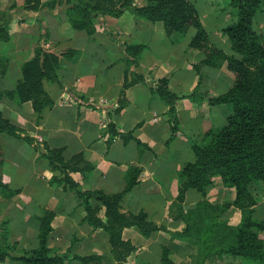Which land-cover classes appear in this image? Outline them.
<instances>
[{
  "label": "crops",
  "instance_id": "1",
  "mask_svg": "<svg viewBox=\"0 0 264 264\" xmlns=\"http://www.w3.org/2000/svg\"><path fill=\"white\" fill-rule=\"evenodd\" d=\"M39 1L41 7L31 10L27 0H0V26L6 36L0 38V90L17 89L22 66L37 48L59 56L61 67L59 81L44 84L54 104L40 115L32 102L7 96L0 100L3 118L19 135L0 133V243L13 247L0 264H23L16 259L39 247L41 219L48 215L52 221L47 247L53 257H66L63 264H82L74 257L98 259L88 264H119L105 231L84 220L76 192L51 166L47 149L60 151L65 163L81 158V169L68 171L81 191L124 193L121 213H145L160 229L147 238L134 227L125 228L123 239L136 251L124 264H163L165 250L173 264H248L243 257L207 255L190 239L173 236L186 227L180 207L186 212L204 199L190 189L184 202L179 201L182 168L195 160L193 142L202 143L209 133L226 127L232 116L229 105L209 103L234 82L227 64H205L206 51L190 46L197 33L194 27L183 36H169L162 23L126 11L121 17L99 15L95 33L88 35L67 21L65 0H58L55 9L46 6L54 0ZM187 1L196 8L210 46L233 55L223 34L233 22L231 14L213 0L202 9L195 0ZM146 4L147 0H135L134 5ZM127 45L144 46L136 66L128 64ZM163 80L180 97L174 102L176 133L170 106L157 93ZM196 93L202 96L189 97ZM110 123L118 134L115 138ZM133 169L138 171L136 184L125 192ZM214 181L205 199L218 206L232 203V191L220 177ZM254 216L264 219V198L257 200ZM241 218V210L231 206L218 220L236 226ZM217 230L213 243L220 246Z\"/></svg>",
  "mask_w": 264,
  "mask_h": 264
},
{
  "label": "trees",
  "instance_id": "2",
  "mask_svg": "<svg viewBox=\"0 0 264 264\" xmlns=\"http://www.w3.org/2000/svg\"><path fill=\"white\" fill-rule=\"evenodd\" d=\"M58 0L46 6L55 9ZM31 10L41 7L39 0H27ZM135 0H65L67 21L76 31L93 35L96 31L94 20L99 15L121 17L126 11L136 18L152 23L160 22L166 33L184 35L194 27L197 33L191 41V48L206 51L205 64L221 67L227 64L234 76V82L228 92L216 98H210L211 105H231L232 116L226 127L211 132L202 143L193 142L195 160L182 168L181 193L179 201L184 202L186 191L192 189L204 199L184 212L180 207V215L186 227L174 233L175 237H186L205 254L233 255L246 259L258 260L264 264V219L255 218L257 200L256 189L264 184V41L253 29V21L264 0H232L237 20L223 30V34L232 44L233 55L210 46V39L203 28L199 15L193 4L187 0H147L145 7H136ZM44 6V5H43ZM0 26V38L2 34ZM127 54L131 57L129 65H137L144 46L127 45ZM60 57L40 47L35 50L34 57L23 64V78L14 92L5 93L0 90V100L7 96L21 102H32L37 114L52 107L54 102L49 98L45 82H58L60 79ZM159 88L158 95L170 106L169 115L174 124V133L178 129V120L174 102L180 97L168 89L167 81ZM201 94L190 95L196 100ZM109 132L113 138L118 134L112 123ZM0 133L19 136L18 129L10 120L4 119L0 112ZM60 151L47 149L46 157L51 166L59 170L64 181L76 192L85 210L84 220L94 229H103L109 237L111 251L119 264H124L136 248L123 239L125 228L134 227L145 237H151L160 229L149 222L145 213L138 215L121 213L124 193L107 195L101 191H81L68 176V171L81 168L80 157L71 163H65ZM138 171L133 169L125 192L136 184ZM220 177L224 186L233 193L232 203L222 206L211 204L206 198L208 189L215 185L214 179ZM241 210V222L236 226L228 221H219V217L229 207ZM104 210V219L101 214ZM39 247L16 260L23 264H63L65 256L53 257L47 247V239L51 232L52 215L41 219ZM220 228L221 245L213 243L216 231ZM13 247L0 243V261L4 262ZM82 264L98 259L90 257H74ZM163 264H173L165 250Z\"/></svg>",
  "mask_w": 264,
  "mask_h": 264
},
{
  "label": "rangeland",
  "instance_id": "3",
  "mask_svg": "<svg viewBox=\"0 0 264 264\" xmlns=\"http://www.w3.org/2000/svg\"><path fill=\"white\" fill-rule=\"evenodd\" d=\"M195 1L198 2V7L200 9L204 7L207 8V4H206L207 0H195ZM213 2L214 4L215 3L218 4L216 6L222 8L224 11L231 14L233 18L232 23H234L237 20L236 14L234 12L235 10L232 5V0H213ZM253 29L256 31L257 35L262 39V41H264V6H261L258 14L254 18ZM177 35L183 36L179 34ZM229 106L231 107V105ZM254 197L256 200H261L262 198H264V188L259 186L254 193ZM246 260L249 262L248 264H251V261H253L251 259H246ZM258 263L262 264L260 261H258Z\"/></svg>",
  "mask_w": 264,
  "mask_h": 264
}]
</instances>
